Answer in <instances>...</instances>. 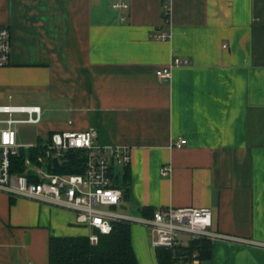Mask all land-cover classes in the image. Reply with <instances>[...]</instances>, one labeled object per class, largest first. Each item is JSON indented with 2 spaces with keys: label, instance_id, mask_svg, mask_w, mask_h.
Here are the masks:
<instances>
[{
  "label": "crops",
  "instance_id": "obj_1",
  "mask_svg": "<svg viewBox=\"0 0 264 264\" xmlns=\"http://www.w3.org/2000/svg\"><path fill=\"white\" fill-rule=\"evenodd\" d=\"M117 1L0 0L12 34L0 106L42 111L39 124L17 126L19 141L97 130L102 145L131 151L113 173L126 214L209 208L236 240L212 242L199 264H264V0H170L169 22L164 0H125L123 11ZM135 226L139 263L158 264ZM91 233L71 211L0 192V264H49L51 237Z\"/></svg>",
  "mask_w": 264,
  "mask_h": 264
},
{
  "label": "built area",
  "instance_id": "obj_2",
  "mask_svg": "<svg viewBox=\"0 0 264 264\" xmlns=\"http://www.w3.org/2000/svg\"><path fill=\"white\" fill-rule=\"evenodd\" d=\"M116 10H129L125 0L113 4ZM171 1L164 0V16L170 21ZM123 22L126 20L122 18ZM170 34L162 33L159 40L166 41ZM12 34L8 27L0 26V68L11 63ZM175 66H189L190 62L176 59ZM173 66L157 71L160 79L172 76ZM0 114L9 118L0 120V192L14 199H26L40 204L73 212L77 223L89 228L93 245L99 242V234H110L114 223L139 225L148 230L150 245L154 251H168L174 264H199L197 252L188 251L193 241H235L214 228L213 211L209 208L166 207L155 211L152 217H134L122 209L123 191L116 186L114 167H128L132 161L130 149L106 146L98 142L95 129L86 131H61L54 133L41 145H26L19 141L20 124H39L42 120L40 107L0 106ZM16 115L27 116L16 119ZM187 144L180 139L173 147L181 149ZM27 153L24 171H13L14 159ZM33 152V153H32ZM84 160L81 174L64 173L68 159L77 154ZM82 155H80V154ZM67 165L55 167L54 160ZM171 167L161 169L162 176H169Z\"/></svg>",
  "mask_w": 264,
  "mask_h": 264
},
{
  "label": "trees",
  "instance_id": "obj_3",
  "mask_svg": "<svg viewBox=\"0 0 264 264\" xmlns=\"http://www.w3.org/2000/svg\"><path fill=\"white\" fill-rule=\"evenodd\" d=\"M33 153V152H32ZM80 154V153H79ZM82 155V154H80ZM23 152L20 158L14 159L13 171H24ZM77 154L69 157L68 167L64 173L81 174L84 172V160ZM117 186V184H116ZM122 188L121 186H117ZM126 195V191L123 192ZM153 208L142 209V216L152 217ZM212 242L208 240L193 241L188 251L197 252L200 260L211 256ZM158 264H174L171 254L164 250L155 251ZM49 264H140L133 247L132 225L114 223L110 234H99V242L93 245L89 237H51L49 242Z\"/></svg>",
  "mask_w": 264,
  "mask_h": 264
},
{
  "label": "water",
  "instance_id": "obj_4",
  "mask_svg": "<svg viewBox=\"0 0 264 264\" xmlns=\"http://www.w3.org/2000/svg\"><path fill=\"white\" fill-rule=\"evenodd\" d=\"M54 163H55V167L57 168V169H63L66 165H67V163H64L63 165H60L59 164V161H58V159H55L54 160Z\"/></svg>",
  "mask_w": 264,
  "mask_h": 264
},
{
  "label": "rangeland",
  "instance_id": "obj_5",
  "mask_svg": "<svg viewBox=\"0 0 264 264\" xmlns=\"http://www.w3.org/2000/svg\"><path fill=\"white\" fill-rule=\"evenodd\" d=\"M24 117L27 118V116H24ZM135 227H138V225L135 226ZM140 227H142V226H140ZM143 228H144V227H143ZM144 229H145L146 232L148 231L146 228H144Z\"/></svg>",
  "mask_w": 264,
  "mask_h": 264
}]
</instances>
